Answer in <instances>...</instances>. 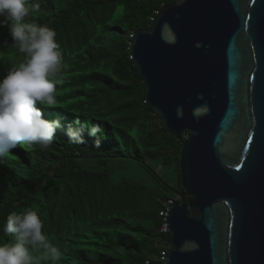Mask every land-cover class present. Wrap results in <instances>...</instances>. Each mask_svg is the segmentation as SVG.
<instances>
[{
	"label": "trees",
	"instance_id": "16d2710c",
	"mask_svg": "<svg viewBox=\"0 0 264 264\" xmlns=\"http://www.w3.org/2000/svg\"><path fill=\"white\" fill-rule=\"evenodd\" d=\"M175 1L39 0L35 22L56 31L67 64L57 106L44 114L65 125L77 118L99 124L104 138L97 146L85 133L83 144H72L57 130L47 151L12 149L0 161V229L10 213L37 211L42 231L64 253L61 264H147L171 249L160 212L174 195L156 169L178 167L189 132L177 138L148 105L130 44ZM22 61L0 27V78ZM120 168H143L150 178H117ZM11 239L0 231V243Z\"/></svg>",
	"mask_w": 264,
	"mask_h": 264
},
{
	"label": "water",
	"instance_id": "95a60500",
	"mask_svg": "<svg viewBox=\"0 0 264 264\" xmlns=\"http://www.w3.org/2000/svg\"><path fill=\"white\" fill-rule=\"evenodd\" d=\"M130 49L148 105L189 132L187 203L174 201L172 247L149 264H264V0H176Z\"/></svg>",
	"mask_w": 264,
	"mask_h": 264
},
{
	"label": "clouds",
	"instance_id": "9594fccd",
	"mask_svg": "<svg viewBox=\"0 0 264 264\" xmlns=\"http://www.w3.org/2000/svg\"><path fill=\"white\" fill-rule=\"evenodd\" d=\"M40 8L39 0H0V27L8 28L23 54V61L0 78V161L18 146L49 150L57 130H63L72 144H83L85 133L95 138L97 146L104 138L99 124H82L77 118L65 125L60 118L48 119L44 114V107L57 106V86L65 82L67 64L56 31L35 22ZM42 229L37 211L10 213L0 231L12 239L0 243V264H61L63 251Z\"/></svg>",
	"mask_w": 264,
	"mask_h": 264
},
{
	"label": "rangeland",
	"instance_id": "374dc122",
	"mask_svg": "<svg viewBox=\"0 0 264 264\" xmlns=\"http://www.w3.org/2000/svg\"><path fill=\"white\" fill-rule=\"evenodd\" d=\"M156 172L169 184L171 185V188L166 192V194L169 195H176L177 191L181 190V177H180V169L179 165L174 167H166L161 166L156 169ZM118 176L127 177L130 179H134L136 181H143L148 180L150 178V175L148 174L147 170L143 168H138L137 171L135 170H129L120 168L118 170Z\"/></svg>",
	"mask_w": 264,
	"mask_h": 264
},
{
	"label": "built area",
	"instance_id": "2783aa9c",
	"mask_svg": "<svg viewBox=\"0 0 264 264\" xmlns=\"http://www.w3.org/2000/svg\"><path fill=\"white\" fill-rule=\"evenodd\" d=\"M170 199V200H168ZM164 201V206H163V209L161 210L160 212V215L163 217L164 221H163V224L161 226V232L163 233H169V227H168V224H167V217L169 216L170 214V210L172 208V206L174 205V201H179L182 199V196L180 194H176L170 198H168ZM167 255V252H163L162 253V256H161V259H165Z\"/></svg>",
	"mask_w": 264,
	"mask_h": 264
}]
</instances>
